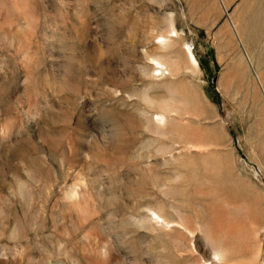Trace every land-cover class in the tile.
I'll list each match as a JSON object with an SVG mask.
<instances>
[{"label": "rangeland", "instance_id": "obj_1", "mask_svg": "<svg viewBox=\"0 0 264 264\" xmlns=\"http://www.w3.org/2000/svg\"><path fill=\"white\" fill-rule=\"evenodd\" d=\"M229 2L0 0V264H264V0ZM184 44L215 117L158 126Z\"/></svg>", "mask_w": 264, "mask_h": 264}, {"label": "crops", "instance_id": "obj_2", "mask_svg": "<svg viewBox=\"0 0 264 264\" xmlns=\"http://www.w3.org/2000/svg\"><path fill=\"white\" fill-rule=\"evenodd\" d=\"M229 4L230 2L228 0V5ZM177 70L178 73L175 75V78H173L172 80L166 79V81H174L176 86L174 85L172 89H174V93L180 95L181 97V108H174V104L172 103L173 101L167 103L165 102V105H160L155 108V113L161 108L164 109V111H162L163 113H165L166 117L164 125L168 123V120L172 117H190L196 120L214 119V105L212 104L211 99H209V96L206 93L209 88L206 84L204 76V70H206L207 72L209 71L208 66L206 68H203V66L201 67V65L197 62V73L193 75L189 74V72L192 71L186 63L182 65L180 64ZM156 127L158 128V126ZM186 142L193 144L189 139ZM186 142L184 141L183 145Z\"/></svg>", "mask_w": 264, "mask_h": 264}, {"label": "bare ground", "instance_id": "obj_3", "mask_svg": "<svg viewBox=\"0 0 264 264\" xmlns=\"http://www.w3.org/2000/svg\"><path fill=\"white\" fill-rule=\"evenodd\" d=\"M178 39V32L174 28L173 24H169V31L168 36H160L158 37V44L162 49H165L167 42L169 40ZM183 52L185 54V59L187 64H189L190 68L193 69L195 72H197V60L195 58V54L193 53L191 47L189 44H184L183 46ZM150 65L152 69V77L160 80L161 78H164L166 71H168L169 68H173V65L176 64L175 62H171L169 60L159 58V57H153L150 58ZM166 121L165 113L160 112L156 113L155 116L152 118V122H154L156 125H163ZM151 221H155L157 224H160V221H164L167 225L173 224L178 226L177 223L169 222L165 220L162 216H160L158 213L153 212L152 217L150 218ZM226 253L227 251L224 248H213V256L214 260L217 262H224L226 261Z\"/></svg>", "mask_w": 264, "mask_h": 264}]
</instances>
